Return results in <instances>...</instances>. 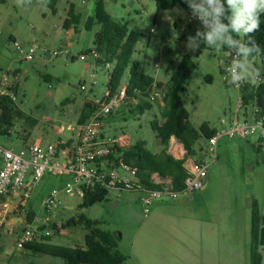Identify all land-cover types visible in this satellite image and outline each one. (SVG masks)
<instances>
[{"label":"rangeland","instance_id":"obj_1","mask_svg":"<svg viewBox=\"0 0 264 264\" xmlns=\"http://www.w3.org/2000/svg\"><path fill=\"white\" fill-rule=\"evenodd\" d=\"M98 1L58 0L54 13L37 0L22 7L16 0H0V76L19 73L16 103L26 117L36 120L34 127L24 119L16 121L10 137L0 135V145L18 152L26 144L36 142L47 145L74 141L85 102L103 96L111 74L105 63L100 64L92 57L100 27L85 28L88 18L94 16ZM103 1L114 20L142 35L133 60L146 74L168 84L170 64L178 63L187 53L194 58L197 68L187 82L182 101L196 128L206 122L223 135L218 143V158L213 163H210L208 143L204 138L200 140L210 163L209 185L193 196L182 195L165 202L161 211L157 210V205L163 202H155L148 217L142 203L146 194L142 191L112 190L105 201L84 208L81 197L63 192L61 205L48 212L44 201L53 190H62L68 178L46 174L24 206L20 204L19 196L0 199V230L3 233L0 264H66L62 258L18 248L21 225L27 221L29 211L43 226L46 222L58 226V231H50L51 243L59 246L85 247L87 229L78 222L79 217L98 221L104 230L117 235L119 250L127 257L125 264H149L148 251L156 248L157 239H167L171 231L180 234L179 217H246L247 207L254 200L264 214V148L260 145L259 135L232 139L222 133L224 129L228 131L238 113L242 114L240 88L228 82L230 76L225 72L226 52L210 46L205 50L188 51L189 41L182 43L185 32L180 30L187 16L180 7L165 12L157 9L154 0ZM71 5L80 23L66 30L63 24ZM195 22L203 25L202 21ZM189 36L195 39L196 31H190ZM15 43L25 48L36 47L34 59H23ZM54 51L69 52L70 55L55 57ZM82 54L90 56L84 61L79 58ZM254 63L264 72L259 57H254ZM128 76L127 72L125 81ZM153 105L154 110L144 115L131 113L122 105L107 117L104 129L108 126L111 137L130 134L133 143L145 141L152 153L159 154L163 147L150 122L155 116L160 119L161 114L156 101ZM192 197L194 199L190 200ZM186 207L190 208L189 213H186ZM153 217L175 219L155 226ZM71 221H75L74 226L61 228Z\"/></svg>","mask_w":264,"mask_h":264},{"label":"trees","instance_id":"obj_2","mask_svg":"<svg viewBox=\"0 0 264 264\" xmlns=\"http://www.w3.org/2000/svg\"><path fill=\"white\" fill-rule=\"evenodd\" d=\"M154 1L160 11H171L176 7H180L186 14L193 15V9L184 0ZM57 2L58 0H49L46 7L56 13ZM224 6L227 7L226 4ZM259 19V29L251 34V39L261 49V54H254V57H259L264 65V13L260 14ZM222 22L227 23L223 19ZM79 23L80 20L75 14L74 6L71 5L63 27L69 30L79 25ZM94 25L100 27L95 40L96 50L103 55V60L101 59L100 63H111L113 65L109 86L113 91H116L122 85L128 72L125 106L130 109L131 113H138L139 115H144L146 112L151 111L154 108L153 102L149 100L152 88L161 90L165 85L143 72L141 66L133 60L137 44L142 35L138 31L130 29L127 25L114 20L106 11L103 0H99L96 3L94 16L88 18L85 28L92 30ZM186 29L182 31L185 32L184 34H186ZM208 30L204 25L200 32L206 33ZM233 35L235 39L241 40V37L235 36L234 33ZM248 39L249 37L245 36L241 42H247ZM199 48L205 50L209 46L200 43ZM222 49L225 52L229 51L226 45ZM196 68V62L189 53L185 54L178 63L172 62L170 64V81L164 94L165 107L162 111V119L155 117L150 122L152 130L156 133V137L163 147L161 153H152L147 148L145 141H138L127 148H118V152H122L125 162L137 168L138 182L145 190L160 189L162 187L154 182V175H158L161 179H171L173 188L177 191L185 187L188 177L185 167L186 160L176 159L168 153V147L173 137L185 146L188 156L192 157L195 154V144L200 139L209 140L218 134L217 129L211 128L206 122L197 129L190 121V113L182 101V93L185 92L187 82ZM240 91L241 99L245 106L255 104L264 109V83L259 87H254L250 83L245 82ZM90 114L91 105L87 103L82 109L79 124L85 123ZM22 119L26 120L30 126L34 127L36 125V120L26 117L19 109L16 101L9 97L0 98V135L10 137L14 123ZM72 143L73 141L70 140L66 146H70ZM115 155L117 154L113 153L111 157L115 158ZM109 192L104 189L89 191L84 197L81 207H90L105 201ZM34 216L35 214L29 211L26 217L27 221L31 222ZM251 217V264H261L262 256L259 250L264 245V214L261 213L256 200L253 201ZM78 222L87 229L85 247L54 245L51 243V236H42L41 239H35L26 245L25 249L30 250L34 254H45L62 258L66 264L126 263L127 257L119 250V241L115 233L104 230L101 227V223L87 219L84 216L79 217ZM74 224L75 221H71L62 225L61 228L67 229L74 226ZM50 228L53 231L59 230L57 225H52ZM2 237L3 233L0 230V241Z\"/></svg>","mask_w":264,"mask_h":264},{"label":"built area","instance_id":"obj_3","mask_svg":"<svg viewBox=\"0 0 264 264\" xmlns=\"http://www.w3.org/2000/svg\"><path fill=\"white\" fill-rule=\"evenodd\" d=\"M86 0H82L85 3ZM131 1V0H127ZM195 20L202 21L199 15H188L186 22L180 27L185 31L186 27L193 24ZM154 32V29L151 31ZM17 52L26 61H32L36 54V47H28L15 43ZM228 64L225 72L230 66L231 59L236 56L232 51L228 56ZM69 56V52L54 51L53 56ZM90 55L82 54L81 60H87ZM94 59H101V54L95 50L92 52ZM108 72L112 71L113 65L105 63ZM264 76V74H262ZM226 80V78H224ZM107 86L101 98L88 99L86 104L91 105V114L85 123L79 124L77 135L74 137L72 145L66 146L67 142L57 144L41 143L26 144L18 152L0 145V199L20 197V204L25 205L31 197L34 188L41 182L46 174L68 178L62 190H53L44 201V207L48 212H52L56 206L61 205L60 195L64 192L70 196H79L82 199L89 191L104 189L107 191H142L146 195L142 198L144 213L147 216L155 202L174 201L182 195H191L201 189L206 184L208 167L218 158V143L221 133L208 140L209 156L211 162H191L187 166L188 177L185 187L182 190L173 188L172 180H163L157 184L160 189L145 190L138 182L136 167L125 162L122 152L118 148H123L122 139L115 137H104V129L107 117L112 115L120 106L125 105L127 100V82L116 90ZM245 82L239 86L241 88ZM263 84V83H262ZM20 85L19 73H3L0 76V98L9 97L13 101L17 100L18 87ZM261 85V84H260ZM84 89V87H82ZM161 96L156 88H152L149 100L157 101ZM239 113L231 121L228 131L223 134L230 138H247L248 136L259 135V142L264 148V109L255 104L245 106L241 99ZM241 116V117H240ZM116 153L115 158L111 155ZM48 223V222H46ZM40 223L35 217L31 222L25 221L21 225L18 248L25 249V246L42 236H51L49 224ZM44 227L41 230V227ZM49 228V229H47Z\"/></svg>","mask_w":264,"mask_h":264},{"label":"crops","instance_id":"obj_4","mask_svg":"<svg viewBox=\"0 0 264 264\" xmlns=\"http://www.w3.org/2000/svg\"><path fill=\"white\" fill-rule=\"evenodd\" d=\"M187 15L188 14H186V16ZM203 27L204 24L199 26V24L197 25L196 22H194L188 27L186 34L183 35L184 37L182 39V43L189 41V32L192 30L196 31V37L195 39L193 38V40L196 41L197 31H200ZM101 59L103 60L102 54ZM101 59H99V63ZM155 79L157 82L165 85L163 89L158 90L161 96L156 101L157 109L162 115V111L165 107L163 100L164 94L168 89L169 83L165 84L164 82L157 80V78ZM153 110L154 108L151 111ZM155 117L158 118L157 116ZM160 119H162V117ZM225 131L226 130L224 129L222 133ZM102 135L104 137H111L109 136L108 126H106V130H102ZM115 138L122 139L123 148H127L135 144L132 142L130 134H123L116 136ZM200 140L195 144V154L190 157L188 156L185 146L173 137L168 147V153L176 159H185L186 168L191 162H207V155L205 156L204 146ZM206 143H208V140H206ZM153 179L155 183L163 180H171L161 179L158 175H154ZM208 185L209 180L207 179L205 186L200 191L207 189ZM199 196L200 195L197 194V198H199ZM193 199L194 197L190 200ZM165 202L170 201H163V203H159V205H157L158 211H161L164 206L162 204ZM252 206L253 202L249 203V206L247 207L248 215L246 217H179L180 222L178 225L180 234L177 235L171 231L170 233L168 232L169 237L167 239L166 237L159 241L157 239L156 248L154 247V249H149L148 251L149 264H251ZM185 211L186 213H189L190 208L186 207ZM149 214L146 217H148ZM200 215L202 214L200 213ZM200 215L198 214V216ZM174 219L175 218L169 217H153L152 222L155 226L157 224L165 225L168 220L173 221ZM43 228L44 227L42 226L41 230ZM1 242L2 240L0 241V244ZM1 247L2 246H0V248ZM259 251L262 256L261 264H264V245Z\"/></svg>","mask_w":264,"mask_h":264},{"label":"clouds","instance_id":"obj_5","mask_svg":"<svg viewBox=\"0 0 264 264\" xmlns=\"http://www.w3.org/2000/svg\"><path fill=\"white\" fill-rule=\"evenodd\" d=\"M37 2L46 6L49 0ZM184 2L193 9L194 15H199L209 29L206 33L197 31L196 41L189 36V45L186 49L194 52L199 48V44L203 43L219 51L226 45L229 49L228 56L232 51L236 52L227 69L230 76L228 82L236 86L248 82L254 87L264 83L262 70L254 63V54H261V49L251 39V34L259 29V17L264 13V0H201L200 3H196L195 0H184ZM16 3L22 7L31 5L32 0H16ZM222 19L227 23H223ZM233 33L241 37V40L245 36L249 39L242 43L241 40L234 38Z\"/></svg>","mask_w":264,"mask_h":264}]
</instances>
